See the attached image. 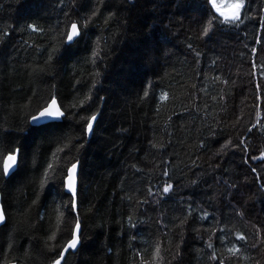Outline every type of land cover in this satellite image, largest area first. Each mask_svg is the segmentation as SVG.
<instances>
[{
    "label": "trees",
    "instance_id": "16d2710c",
    "mask_svg": "<svg viewBox=\"0 0 264 264\" xmlns=\"http://www.w3.org/2000/svg\"><path fill=\"white\" fill-rule=\"evenodd\" d=\"M258 1L205 37V0H0V264L57 258L73 225L60 173L77 159L86 239L61 264H264ZM73 22L84 35L69 45ZM52 97L65 118L37 130L31 116Z\"/></svg>",
    "mask_w": 264,
    "mask_h": 264
},
{
    "label": "snow or ice",
    "instance_id": "6c2138e0",
    "mask_svg": "<svg viewBox=\"0 0 264 264\" xmlns=\"http://www.w3.org/2000/svg\"><path fill=\"white\" fill-rule=\"evenodd\" d=\"M64 0H58V3L63 5ZM133 6L135 4V0H132ZM210 5V8L208 7ZM203 8L206 9L201 14L199 23L201 24V33L203 36L207 37L209 35V32L213 30L214 25H231L234 27H239V24L242 22V14L246 16V13L244 12L246 8V0H231V3L227 6V11H225L224 7L217 2V0H205ZM215 14H210V13ZM93 15H96V11L93 12ZM88 21L85 20L83 23V27H87ZM259 24L264 26V17H262L259 21ZM29 28L33 32L37 31H43V29H38L35 24H29ZM10 33L5 32V35H9ZM83 35L80 27H78L77 23L73 22L71 24L70 31L67 33V42L69 45L73 43H79L80 39H83ZM97 44L99 45V41H97ZM191 47V45H189ZM99 48L97 50L93 51V57H95L98 54ZM255 51V49H253ZM52 57L49 56V59ZM94 86V85H93ZM147 92L144 93L145 96H147ZM167 93H165L162 97V99H167ZM88 99H91L89 96ZM97 115L98 114H92L89 118H87L86 125L82 128V132L86 134L87 136L94 135V128H93V122L97 121ZM65 118V112L61 109V107L58 105L57 100L55 97H52L50 100V103L41 108L37 114H34L31 116V121L37 125V130L41 128H48V127H56L60 122H62V119ZM46 120L50 121L51 123L41 125L40 121ZM255 127V125L253 126ZM251 131V128L249 129ZM83 143V142H82ZM230 143V142H229ZM243 143V141H241ZM227 147V145H225ZM20 149H15V153H19ZM252 159H257V157H252ZM259 159L264 160V152H261ZM17 161V155L16 154H10L7 156V159L3 165V175L7 177L9 175L10 169L13 168V165L16 164ZM52 165H49V168H51ZM80 169H81V162L79 159L75 160L71 163V166L67 168L66 172L60 173V175L63 176V179L61 181V187L66 189V195H68V199L70 201V206H68V212L71 216V219L73 221V225L70 228V238L67 240L66 244L61 248L60 252L58 253L57 258H54L51 261V264H61L62 261L65 260V253H68L69 250H72L73 253L77 252V250L81 249L83 247L84 241L86 237H84L82 232V225L79 218V187H80ZM253 172H256V168H252ZM165 175L168 173L165 172ZM45 176H47V173H45ZM259 177V173L257 174ZM172 184H165L162 192L164 194L169 193L172 190ZM264 187V186H262ZM151 192V190H149ZM242 215V213H239ZM62 215V214H61ZM207 213L205 212L204 218L207 217ZM131 220V218H129ZM6 221L5 211L4 207L0 205V224H4ZM132 227H135L134 224L131 225ZM223 231V229H221ZM237 239L241 241H245L247 238L245 235L241 233H237ZM55 233L49 236L50 240H55ZM212 244L209 243L208 247L212 248ZM160 246L158 245L156 247V255H160ZM229 252L239 253L241 249L239 247L236 248H230L228 249ZM180 255L179 253V246H177V251L175 255L173 256V259H176ZM213 259H216L215 254L213 253L212 256ZM141 264H144L143 260L141 261ZM223 264V262H221Z\"/></svg>",
    "mask_w": 264,
    "mask_h": 264
},
{
    "label": "water",
    "instance_id": "95a60500",
    "mask_svg": "<svg viewBox=\"0 0 264 264\" xmlns=\"http://www.w3.org/2000/svg\"><path fill=\"white\" fill-rule=\"evenodd\" d=\"M57 100V99H56ZM50 103V102H49ZM48 103V104H49ZM57 103H58V105L60 106V104H59V102H58V100H57ZM61 107V106H60ZM62 109V108H61ZM63 110V109H62ZM64 111V110H63ZM63 120V119H62ZM95 122L96 121H94L93 122V128H94V124H95ZM31 123H32V125L34 126V127H37V125H35L32 121H31ZM49 123H51L50 121H46V120H42V121H40V124L41 125H45V124H49ZM89 137H91V136H89ZM14 154H16L17 155V161H16V164L15 165H13V168L12 169H10V172H9V175L7 176V177H10L14 172H16L17 171V169H18V165H19V153L17 154V153H14ZM6 159H7V157H6ZM6 159H5V161H6ZM5 161H4V163H5ZM0 205H2V203H1V199H0ZM4 224H0V231H1V228H2V226H3ZM70 251H72V250H69V252ZM68 252V253H69ZM68 253H65V256L68 254Z\"/></svg>",
    "mask_w": 264,
    "mask_h": 264
},
{
    "label": "rangeland",
    "instance_id": "374dc122",
    "mask_svg": "<svg viewBox=\"0 0 264 264\" xmlns=\"http://www.w3.org/2000/svg\"><path fill=\"white\" fill-rule=\"evenodd\" d=\"M255 1V0H254ZM217 2H218V0H217ZM258 0H257V4H258ZM252 14H254V15H256V13H254V12H252ZM263 17H264V15H263ZM261 19V18H260ZM263 28H264V26H262V25H260V32H259V42L257 43V44H259V46H260V43H262V40H263V38H264V30H263ZM262 32V33H261ZM258 46V47H259ZM264 49V48H263Z\"/></svg>",
    "mask_w": 264,
    "mask_h": 264
}]
</instances>
